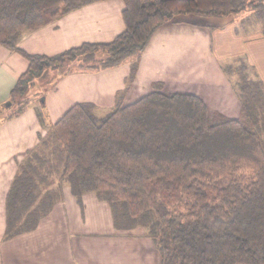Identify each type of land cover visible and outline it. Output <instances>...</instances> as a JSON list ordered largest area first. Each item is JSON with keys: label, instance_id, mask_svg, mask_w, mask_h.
<instances>
[{"label": "trees", "instance_id": "obj_1", "mask_svg": "<svg viewBox=\"0 0 264 264\" xmlns=\"http://www.w3.org/2000/svg\"><path fill=\"white\" fill-rule=\"evenodd\" d=\"M95 1L0 0V43L29 59L7 102L11 115L29 102L32 80L50 68L60 71L75 59L83 70L114 66L139 58L154 31L177 14L224 16L250 5L124 0L125 29L109 42L54 55L19 47L25 31ZM254 5L264 20V2ZM101 50L106 57L92 63ZM228 71L239 75L238 117L211 115L199 94L158 88L101 117L93 103H74L19 162L7 195V236L35 228L52 209L58 195L43 189L61 170L60 188L68 184L81 201L97 193L111 205L117 228H145L161 264H264V82L250 77L245 62Z\"/></svg>", "mask_w": 264, "mask_h": 264}, {"label": "crops", "instance_id": "obj_2", "mask_svg": "<svg viewBox=\"0 0 264 264\" xmlns=\"http://www.w3.org/2000/svg\"><path fill=\"white\" fill-rule=\"evenodd\" d=\"M246 2L247 8L224 16L176 15L154 31L139 58L131 55L120 64L88 70L72 66L62 74L50 70L57 74L55 82L44 91L42 81H34L29 102L15 115L7 102L29 59L0 43V264H161L158 245L145 228H117L109 202L95 192L81 201L59 182L43 189L52 188L58 196L37 226L7 236L8 191L19 162L77 102H91L98 116L96 110L107 114L155 90L157 82L166 88L180 85L170 82L180 76L186 78V90L199 94L208 107L215 102L229 110L224 114L238 117L239 75L228 67L245 62L250 77L264 82V20L254 5L264 0ZM124 8V0L81 6L25 31L19 47L54 55L84 42H109L125 29Z\"/></svg>", "mask_w": 264, "mask_h": 264}, {"label": "rangeland", "instance_id": "obj_3", "mask_svg": "<svg viewBox=\"0 0 264 264\" xmlns=\"http://www.w3.org/2000/svg\"><path fill=\"white\" fill-rule=\"evenodd\" d=\"M180 14H182V13H180ZM185 14H187V15H193V16H195V14L194 13H183L182 15H185ZM178 15V14H177ZM176 16V15H175ZM174 16V17H175ZM197 16V15H196ZM199 17V16H198ZM195 25V24H194ZM196 25H199V24H196ZM195 25V26H196ZM208 26V25H207ZM209 27V26H208ZM209 31H210V34H212V32H213V28L212 27H209ZM194 36H196V35H198V34H196V32L194 31V34H193ZM106 55H107V52L105 51V50H101V51H99L98 53H97V58H98V60H95V61H93L92 63H100L101 62V58H103V57H106ZM82 63V60H80V59H75V60H72V61H69V62H67L62 68H61V70L60 71H62L63 73H65V72H67L68 71V68H70V67H76L77 68V66L78 67H81L80 66V64ZM50 70H53L52 68H50V69H48L47 71H46V73L42 76V77H40V78H34L33 79V81H42V83H43V90L45 91L46 89H48V87H50L49 85H51V84H53L54 82H55V78H56V76H57V74H52V73H50ZM170 82H174V83H180V85H178V86H175V87H171V88H166L165 86H162L160 83H158L157 82V85H155V87L153 88V89H155V88H158V89H161V90H163V91H165V92H186V93H193V92H189V91H187L186 89H187V86H186V78H184V77H180V76H178L176 79H171L170 80ZM169 82V84H171ZM31 83V82H30ZM51 83V84H50ZM169 86H171V85H169ZM31 88H34V84L32 83L31 85H29V89H31ZM47 91V90H46ZM209 105H210V107H209V111H210V113H211V115L212 114H216V113H224V111H229V110H223V109H220L219 108V106H218V103H215V102H211V103H209ZM98 113H99V116H103V115H106V114H103V115H101L100 113V111L99 110H96ZM230 111H233V110H230ZM52 127V125L50 126V128ZM49 128V129H50ZM263 135V137H264V134H262ZM60 167V166H59ZM59 167H58V169H59ZM61 169H62V167H60ZM60 172H62L61 170H59V171H56L53 175H52V177H51V179H52V182H55V183H58V181L60 180Z\"/></svg>", "mask_w": 264, "mask_h": 264}]
</instances>
